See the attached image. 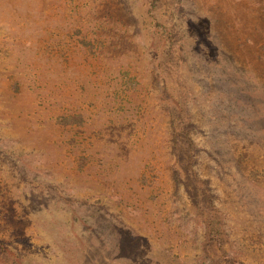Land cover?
<instances>
[{"label":"rangeland","instance_id":"1","mask_svg":"<svg viewBox=\"0 0 264 264\" xmlns=\"http://www.w3.org/2000/svg\"><path fill=\"white\" fill-rule=\"evenodd\" d=\"M264 264V0H0V264Z\"/></svg>","mask_w":264,"mask_h":264},{"label":"trees","instance_id":"2","mask_svg":"<svg viewBox=\"0 0 264 264\" xmlns=\"http://www.w3.org/2000/svg\"><path fill=\"white\" fill-rule=\"evenodd\" d=\"M236 264H241V263H236Z\"/></svg>","mask_w":264,"mask_h":264}]
</instances>
